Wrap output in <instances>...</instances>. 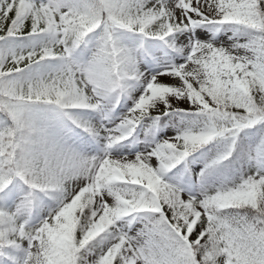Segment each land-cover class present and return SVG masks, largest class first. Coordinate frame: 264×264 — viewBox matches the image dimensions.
Instances as JSON below:
<instances>
[{
	"label": "snow or ice",
	"instance_id": "snow-or-ice-1",
	"mask_svg": "<svg viewBox=\"0 0 264 264\" xmlns=\"http://www.w3.org/2000/svg\"><path fill=\"white\" fill-rule=\"evenodd\" d=\"M0 264H264V0H0Z\"/></svg>",
	"mask_w": 264,
	"mask_h": 264
}]
</instances>
